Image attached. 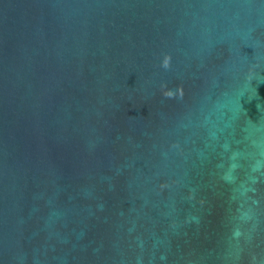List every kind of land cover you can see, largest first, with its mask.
<instances>
[{"label":"water","instance_id":"water-1","mask_svg":"<svg viewBox=\"0 0 264 264\" xmlns=\"http://www.w3.org/2000/svg\"><path fill=\"white\" fill-rule=\"evenodd\" d=\"M0 264H264V0H0Z\"/></svg>","mask_w":264,"mask_h":264},{"label":"clouds","instance_id":"clouds-1","mask_svg":"<svg viewBox=\"0 0 264 264\" xmlns=\"http://www.w3.org/2000/svg\"><path fill=\"white\" fill-rule=\"evenodd\" d=\"M170 60L171 57L169 55H165L164 60L162 62V67H164L165 69L170 67ZM163 95L167 98H174L177 95H179L180 97H183V87L179 86L177 87V89L175 91L171 90V89H166L163 92Z\"/></svg>","mask_w":264,"mask_h":264}]
</instances>
